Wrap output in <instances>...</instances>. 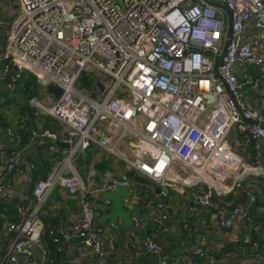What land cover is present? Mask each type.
<instances>
[{"label": "built area", "instance_id": "1", "mask_svg": "<svg viewBox=\"0 0 264 264\" xmlns=\"http://www.w3.org/2000/svg\"><path fill=\"white\" fill-rule=\"evenodd\" d=\"M13 1L18 5L13 21L0 18V74L15 71L8 81L11 90L27 71L37 76L43 91L60 87L59 98L50 91L47 101L35 97L31 104L37 108L35 116L54 118L64 134L31 130V140L58 161L36 180L33 199L17 205L15 219L0 214L7 220L1 237L10 239L0 244V264H81L86 256L88 264H108L105 250L114 248L116 239L96 225L92 193L120 185L129 189L123 205L132 220L125 229L130 245L157 256L153 264L183 263L178 255L161 257L162 245L149 233L138 243L145 223L129 211L138 203L140 181L109 174L100 188L91 189L75 157L92 146L153 180L163 199L172 191L200 189L201 200L191 210L196 215L202 209L215 211L212 220L219 229L250 219L246 205L224 210L213 199L232 195L251 177L264 180V163L247 161L229 142L235 126L257 147L264 139V113L248 104L244 89L250 84L264 97V54L246 35L254 25L264 38V0H211L231 10L230 38L229 14L205 0ZM235 65L258 66L260 77L241 80ZM84 71L94 72L97 97L78 87ZM29 114L19 120L21 125L31 119ZM8 145L0 134V162L5 163L0 205L18 195L21 181L8 178L9 173L20 168L29 179L38 168ZM57 187L80 197V214L71 225L60 222L57 211L44 210ZM245 192L255 204V191ZM110 206L112 200L105 199L101 208ZM256 207L264 212V205ZM158 208L159 214L166 210L163 202ZM188 227L185 220L183 228ZM206 252V242L199 240L194 253Z\"/></svg>", "mask_w": 264, "mask_h": 264}, {"label": "crops", "instance_id": "2", "mask_svg": "<svg viewBox=\"0 0 264 264\" xmlns=\"http://www.w3.org/2000/svg\"><path fill=\"white\" fill-rule=\"evenodd\" d=\"M17 9L18 5L15 1L0 0V18L6 23L10 24L13 21ZM246 35L254 42L256 49L264 54V38L261 36L260 29L254 25H249L248 29H246ZM2 43V40H0V47ZM234 70L241 80H246L247 78L257 79L261 74L260 67L254 65H235ZM8 76L4 77L0 74V134L8 140L9 151L21 150L23 155L33 160L38 166V170L32 172L29 179L20 168L8 174V178H19L21 181L17 188V197L9 203L0 205V214L6 216L8 214L14 215V218L8 216L10 221L16 218L14 212L15 210L17 211V205L22 200L25 198L28 200L33 199L32 190L36 180L42 178V175L38 176L37 172L42 171V174L47 176L52 167V160L48 155L47 149L40 147L30 138L33 128L39 132L45 128L41 122L45 115L35 116L37 108L31 104V100L35 97L37 98V95L28 98L23 104L19 101L11 103V92L15 89L20 93L24 92V87L20 81V84L17 83L19 86L16 84V87L11 90L8 87ZM39 86L38 84V93L41 92ZM244 89L248 104L264 113V97L250 84L245 85ZM29 111L31 119H27L24 125H21L19 120ZM55 131L61 135L64 134L62 127ZM12 138H15L14 142L11 141ZM17 138L21 141L18 142ZM229 142L232 148L247 161L264 163V139L257 141V147L255 141H251L246 134L238 131L237 126H235L229 135ZM82 155H86L88 159L92 158L95 162V165L88 166L89 171L85 172L86 177H84L92 190L100 188L108 175L114 174L111 172L114 167L117 168L118 163L121 167H125L123 161L106 154L96 146H92ZM4 164V162H0V168ZM117 172L118 174L115 175L127 176L134 182L140 181V185L137 188V205L139 206V217L144 221L145 227L139 233L138 243L142 241L144 234L149 233L162 245L161 257L170 260L178 255L183 259L182 264H224L225 260L229 264H264V212L259 211L258 207H256V205H264L263 183L255 181L245 182L244 186L232 195L213 199L220 209L229 210L237 204H243L249 208L251 213L249 220L238 223L233 229L223 230L219 229L212 220L215 211L210 212L207 209H202L196 215L191 210L201 200L200 189H188L184 193L172 191L167 198L163 199L158 196V185L156 183H152L145 178L139 180L135 172L126 168H122ZM245 188L246 190L255 191L257 198L255 204L247 197ZM102 194L93 192L92 201L96 211V218L98 219L96 225L108 229V233L115 236L116 239L115 247L110 248L107 246L105 250L108 264H153L158 259L157 256L145 252L141 246L135 248L130 245V240L125 236L126 230L123 227L124 221L121 217L118 218L115 227H111L112 221L110 220L105 223L101 222L102 215L111 212L113 209V207L111 210L108 207L105 210L101 208L105 200ZM79 202V196L70 195L65 189L57 187L49 198L44 210L57 211L55 213L59 218L58 220L71 225L80 214ZM160 202H163L166 208L161 214H159L160 210L158 208ZM131 210L133 208H130L129 211L132 215L134 213ZM185 220L189 224L188 229L183 228ZM6 222L7 220L0 217V237ZM199 240L205 241L207 245V252L204 256L194 253V247ZM9 241L10 239L5 238L3 235L0 239V244L3 242L4 245L5 242ZM63 252L68 255V250ZM75 254L78 255V251ZM88 262L89 256H86L82 258L81 264H88Z\"/></svg>", "mask_w": 264, "mask_h": 264}, {"label": "rangeland", "instance_id": "3", "mask_svg": "<svg viewBox=\"0 0 264 264\" xmlns=\"http://www.w3.org/2000/svg\"><path fill=\"white\" fill-rule=\"evenodd\" d=\"M93 75V76H91ZM95 79H94V72L91 74L90 72L88 71H84L79 83H78V87L81 89V90H84L86 92H89V94L92 96V97H97V93L94 91V87H96L95 83H94ZM18 86V84H17ZM16 87V86H15ZM40 88V91L38 94H37V98L40 100V101H43V100H46L47 101V95L49 93H51L50 91H43V88L41 86H39ZM11 103H17V101H19L20 103L23 104L24 101H27V95L24 92H19V91H16V89L11 92ZM52 94V93H51ZM54 97V96H53ZM51 105H53L52 103H50ZM26 111V110H25ZM24 111V112H25ZM44 116V115H42ZM47 116V115H45ZM53 126H54V130H57L58 128L62 127V125L60 123H58L56 120L54 121L53 119ZM49 153V152H48ZM50 156V159L52 160V165H56L57 161H58V157L56 155H53L51 153L48 154ZM92 158H89L86 156V155H80V154H77L76 157H75V164L79 170V172L81 173V175L84 177H86V174L85 172H88V166H92V165H95V162L93 161L92 163ZM120 161V160H119ZM124 165V164H123ZM98 167V166H97ZM124 169L126 168V166L124 167H121L119 165V163L117 164V168L114 167V170H112L111 173H114V174H118L117 171L121 170V169ZM90 175V174H88ZM87 175V176H88ZM147 180H150L152 183H155L153 180L149 179V178H145ZM108 209H112L111 206L108 208ZM129 209V208H128ZM10 211V210H9ZM8 211V213H9ZM132 213L134 214H139V206L137 204H134L133 206V210H131ZM14 214L16 215L17 214V211L15 210ZM9 217H12L14 218V215L13 214H8ZM95 221H98V219L96 218Z\"/></svg>", "mask_w": 264, "mask_h": 264}, {"label": "water", "instance_id": "4", "mask_svg": "<svg viewBox=\"0 0 264 264\" xmlns=\"http://www.w3.org/2000/svg\"><path fill=\"white\" fill-rule=\"evenodd\" d=\"M205 1L207 3H209V4H211V5H215L217 7H220L222 9H224V10H226L229 13V16H230L229 38H230V36H231V26H232V19H231L232 12H231V10H229L227 8V6H225L224 4H221V3H218V2H214V1H211V0H205ZM229 41H230V39L227 40L226 46L229 43ZM13 75H15V71H12L10 73V75L8 76V79H10ZM99 85L101 86V88L103 87V85L101 83H99ZM49 91L54 93L57 98H59L61 96V94L63 93V90L60 87H55V88L54 87H50ZM62 146L67 147V144H63ZM252 181L260 182V183L264 184V180L256 178V177H251V178L247 179L246 182L248 183V182H252ZM128 195H129V189L127 187L123 186V185L118 186V188L116 190L104 192L102 194L104 199H111L112 202H113L112 211L108 212V213H104L102 215V218H101V222L102 223H105L108 220H111L112 222L117 223L118 222V218L121 217L123 219V221H124V223H123L124 229L130 228L132 226V220L130 218V215H129L128 211L125 209V207L123 205V197H127ZM51 221L54 224H57V220L55 218H51Z\"/></svg>", "mask_w": 264, "mask_h": 264}, {"label": "trees", "instance_id": "5", "mask_svg": "<svg viewBox=\"0 0 264 264\" xmlns=\"http://www.w3.org/2000/svg\"><path fill=\"white\" fill-rule=\"evenodd\" d=\"M36 79H37V76L34 73H32L30 71H27V73L23 74L22 77L20 78V80H18V83L20 81L22 82V86L24 87L23 90L25 91L26 95L28 96L27 98L35 97L38 94V91H37V85L38 84H37V80ZM41 122L43 123V127L54 130L53 118L52 117L45 116V117L42 118ZM37 170H38V168H37ZM37 174H38V176H40V174H41L42 175L41 177L45 178L44 174H42V171L37 172ZM137 178L139 180L143 179L142 177H138V176H137ZM51 246H54V245H51Z\"/></svg>", "mask_w": 264, "mask_h": 264}]
</instances>
